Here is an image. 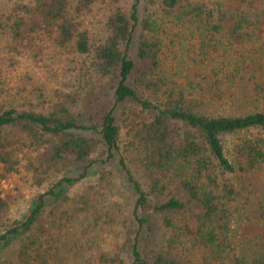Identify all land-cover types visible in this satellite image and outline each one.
I'll return each instance as SVG.
<instances>
[{
    "label": "trees",
    "instance_id": "trees-1",
    "mask_svg": "<svg viewBox=\"0 0 264 264\" xmlns=\"http://www.w3.org/2000/svg\"><path fill=\"white\" fill-rule=\"evenodd\" d=\"M262 102L264 0H0V182L33 147L43 187L14 221L0 189V264H264ZM113 160L121 220L108 173L69 194Z\"/></svg>",
    "mask_w": 264,
    "mask_h": 264
},
{
    "label": "rangeland",
    "instance_id": "rangeland-1",
    "mask_svg": "<svg viewBox=\"0 0 264 264\" xmlns=\"http://www.w3.org/2000/svg\"><path fill=\"white\" fill-rule=\"evenodd\" d=\"M170 43L171 42L169 41V39L165 40V44L168 45L164 47V51L168 58V61L173 63L175 60V56L179 54V45L177 42L175 43L176 47H174L171 46ZM176 62L179 63V60L177 59ZM176 62L173 63L174 66H178ZM212 63L213 65H217L218 59H214ZM21 70L24 71V69L22 68ZM261 107L264 108V102H262ZM246 108L247 104H244L243 106L239 107L238 111L242 112L246 110ZM117 112L119 124L123 130L122 132L124 135H126L130 130L131 121L128 118L127 114L124 113V109L122 107ZM38 153L39 152H37L33 147L25 148L23 149V151L20 150V152L18 153L19 159L17 172L6 176L0 182V189L2 191L1 196L7 197L10 201L9 217L12 221L20 220L27 214L30 202L34 198H36L38 194H40L41 189L43 188L39 187L35 183L34 176L29 171L30 163L37 164ZM1 170L2 166L0 165V171ZM82 171L83 169L76 171L73 176H79ZM102 172L108 173L109 176L107 178L109 180V185L102 184V187L104 188L102 199H105L104 204L106 205V208L109 211H112V213L114 212L119 217L118 220H121L122 218L126 217V215H128L129 204L132 202V198H135V195L132 193L129 184L125 181L117 160L98 165L97 167L89 170V176L82 181H78L73 187H71L69 194L74 196L75 194L87 188L88 185L90 186L91 184H96L97 179L95 177H97V175L101 174ZM90 178L92 179L89 181ZM75 226L76 227H73L74 233L78 234L79 231H81V227L78 223ZM115 230L120 233L119 236H115L113 233L107 234V232L103 234L99 249H101V251H103L104 253H113V251L119 244V240L122 238L125 229H123L121 225H118ZM84 235H82V238L85 237ZM77 253L78 252H74V254ZM92 253L93 252L88 251L80 252L77 257H74L76 260L73 261L72 264H80L81 260L86 261L85 264H96L93 261V259L95 260L93 255L92 258H90Z\"/></svg>",
    "mask_w": 264,
    "mask_h": 264
}]
</instances>
